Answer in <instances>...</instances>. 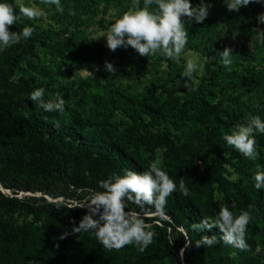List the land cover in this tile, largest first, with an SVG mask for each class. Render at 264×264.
I'll use <instances>...</instances> for the list:
<instances>
[{
	"label": "trees",
	"instance_id": "1",
	"mask_svg": "<svg viewBox=\"0 0 264 264\" xmlns=\"http://www.w3.org/2000/svg\"><path fill=\"white\" fill-rule=\"evenodd\" d=\"M3 2L12 4L20 16L16 0ZM199 2L191 0L192 4ZM80 5L76 4V12ZM227 22L232 31L234 23ZM26 26L33 28L30 38L0 48V185L12 195L37 193L52 199L44 195L17 198L0 188V264H261L257 236L259 222L264 221V189L254 187V161L223 139L244 122L246 113L236 106L242 93L227 96L232 107L222 97L214 100L223 65L217 64V71L208 68V75L197 83L168 84L155 79L146 97L131 98L112 82L119 73L105 70L109 59L103 44L91 47L71 33L55 38L57 32L23 16L10 30L20 32ZM40 47L62 60L91 50L102 68L93 76L54 85V71L41 63ZM114 53H125L137 61L139 69L154 59L140 56L130 46ZM241 81L247 84L245 92L258 85L254 75ZM94 87L108 97L91 93ZM38 88L45 89L46 100L59 93L65 100V112L34 105L29 93ZM94 108L99 110H94L92 118ZM117 109L122 116L112 120ZM99 114L102 117L97 118ZM171 123L183 128L175 133ZM255 139L264 170V134L256 133ZM158 154L163 170L177 185L184 179L188 195L169 196L160 210L129 205L155 232L144 251L133 245L107 250L92 232H71L87 212L77 205L93 191H102L100 181L129 169L146 171ZM227 166L237 179L228 177ZM216 193L235 215L250 213L249 250L225 244L218 229L193 230V224L212 221L219 212ZM204 235L216 236L217 243L197 247Z\"/></svg>",
	"mask_w": 264,
	"mask_h": 264
},
{
	"label": "clouds",
	"instance_id": "2",
	"mask_svg": "<svg viewBox=\"0 0 264 264\" xmlns=\"http://www.w3.org/2000/svg\"><path fill=\"white\" fill-rule=\"evenodd\" d=\"M260 2L261 0H224L229 12H238L241 7ZM42 3L47 6L55 5L57 12H63L60 0H42ZM211 6V0L207 2L200 0L195 6L191 0H143L141 7V0H132V8L116 19L104 35L106 46L113 52L118 48L127 49L130 46L143 57L160 55L178 60L188 40L185 21L203 23L209 16ZM19 13L29 20L42 16V12L37 8L23 5L19 6ZM20 16L16 14V8L12 4L0 0V48H8L32 36L33 28L28 26L20 32L10 30V26L16 24ZM256 19L258 23H264V12L259 13ZM218 55L223 66L230 69L232 49L225 47ZM202 67V63L187 59L182 75L190 82L194 73ZM105 70L115 71L109 62H105ZM186 86L190 90H195L190 84ZM44 92V88L35 89L29 93V98L34 105L45 111L63 114L65 112L63 97L57 93L54 100H46ZM59 126L57 122L56 127ZM256 133L264 134V120L258 115L251 116L246 123L238 125L231 134L224 135L223 139L227 146L245 158L256 160L259 156L256 150ZM162 165L163 161L153 160L149 163L148 170L141 173L129 169L125 170L123 175L113 174L108 179L100 181L102 191H93L83 204L77 205L76 208L85 207L87 212L78 225L74 223L71 232L73 234L92 232L107 250H120L133 245L139 251H144L153 242L155 232L141 215L131 211L129 205H135L140 209L151 206L160 210L166 205L169 196L177 192L184 196L188 195L184 179L177 185L163 170ZM253 180L257 190L264 189V171L258 168ZM251 219L248 211L235 215L227 205H223L214 220L202 219L192 227L195 231L218 229L221 234L220 240L225 244L247 251L249 245L246 232ZM216 243V236L204 235L195 245L211 247Z\"/></svg>",
	"mask_w": 264,
	"mask_h": 264
},
{
	"label": "rangeland",
	"instance_id": "3",
	"mask_svg": "<svg viewBox=\"0 0 264 264\" xmlns=\"http://www.w3.org/2000/svg\"><path fill=\"white\" fill-rule=\"evenodd\" d=\"M16 1L19 5L35 7L40 10L42 16L32 21L40 24L41 27H49L53 32H57L55 38H66L71 33L80 42L89 44L91 47L103 44L105 47L104 56L109 59V63L119 73L118 78H111L112 82L114 81L115 85L131 98L146 97L151 92L152 81L155 79L160 82L166 81L168 84H171L172 81L177 84L187 83L188 81L182 75L187 59H194L203 64V67L194 73L192 80L195 83L199 82L202 77L208 75V68L217 71V64H222L218 54L225 47H229L232 49V64L230 69L223 66L224 72L218 79L219 85L216 87L214 100L222 97L226 104L232 107L227 96L242 93L241 101L236 106L246 112L243 123H246L254 115H258L264 120V23H258L256 19L259 13L264 12V0H261L260 3H250L244 8L241 7L238 12H229L224 0H211L209 16L203 23L185 21L188 40L180 58L172 60L160 55L152 56L154 58L152 60L157 61L150 60L144 63L143 69L137 68V61H132L125 53H111L105 44L106 37L104 35L116 19L132 8V0H60L63 6L62 13L56 11L55 5L47 6L42 3V0ZM77 3L81 4L78 12L75 11ZM142 6L143 0H141ZM150 10L152 9L150 8ZM229 20L234 23L232 31L228 29L227 21ZM65 29H67L66 32ZM39 51L41 63L54 71V85L71 83L93 76L102 68L100 58L91 50L84 53L79 52L78 56H66L63 60L50 55L45 48L40 47ZM130 69L132 71H128ZM251 75L256 77L258 85L255 89L245 92L247 84L242 83L241 80ZM38 78L43 79L42 77ZM90 92L108 97L103 89L94 87L90 89ZM50 100H54V96H51ZM89 106H91L90 102L85 108V114H88ZM94 110H99V108L93 109L92 118ZM121 116L117 109L112 120L119 119ZM100 117H102L101 114L97 116V118ZM169 127L175 133H179L183 128L182 125L175 123H171ZM159 155L156 160H160ZM259 159L257 157L256 160H253L257 168L256 171L258 168L264 171ZM227 170L229 178H238L233 168L227 166ZM31 196L37 195L33 193L21 197ZM44 197L52 199L48 195H44ZM57 199L62 200L63 198ZM215 201L220 207L226 205L222 202L219 193H216ZM259 229L261 230L257 236V251L261 258V264H264V221L259 222Z\"/></svg>",
	"mask_w": 264,
	"mask_h": 264
},
{
	"label": "water",
	"instance_id": "4",
	"mask_svg": "<svg viewBox=\"0 0 264 264\" xmlns=\"http://www.w3.org/2000/svg\"><path fill=\"white\" fill-rule=\"evenodd\" d=\"M1 187V190H2V192H4V193H6L7 195H9V196H14V197H17V198H22L21 196L22 195H27V194H25V193H22V192H20L18 195H12L11 193H10V191L8 190V189H6V188H4V187H2V185H0ZM22 194V195H21ZM34 195H40V194H34Z\"/></svg>",
	"mask_w": 264,
	"mask_h": 264
}]
</instances>
